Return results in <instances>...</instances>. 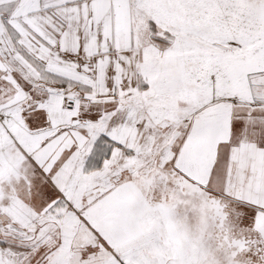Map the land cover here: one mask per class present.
I'll return each instance as SVG.
<instances>
[{"label":"snow or ice","instance_id":"6c2138e0","mask_svg":"<svg viewBox=\"0 0 264 264\" xmlns=\"http://www.w3.org/2000/svg\"><path fill=\"white\" fill-rule=\"evenodd\" d=\"M0 264H264V0H0Z\"/></svg>","mask_w":264,"mask_h":264}]
</instances>
